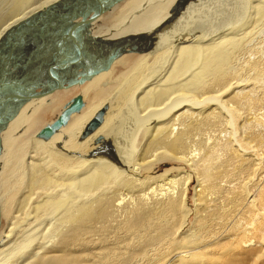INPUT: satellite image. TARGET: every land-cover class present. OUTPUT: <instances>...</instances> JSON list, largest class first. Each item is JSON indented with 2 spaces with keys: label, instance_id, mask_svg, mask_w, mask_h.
Returning a JSON list of instances; mask_svg holds the SVG:
<instances>
[{
  "label": "bare ground",
  "instance_id": "obj_1",
  "mask_svg": "<svg viewBox=\"0 0 264 264\" xmlns=\"http://www.w3.org/2000/svg\"><path fill=\"white\" fill-rule=\"evenodd\" d=\"M33 1L0 0V43L26 18L60 0H42L37 9L29 10ZM198 1L184 4L188 10L182 9L169 28L164 24L178 2L151 9H167L158 24L151 26L154 18L148 14L127 29L138 34L165 27L154 48L135 53L157 55L160 60L143 74L114 117L106 118L103 111L100 124L85 134L95 111L104 107V98L73 113L47 140L32 136L23 143L29 136L25 131L3 145L0 139V207L7 221L0 232V264H254L259 260L264 253L260 248L264 231L259 227L264 222L263 171L252 151L236 147L221 133L234 136L235 123L245 122V112L264 103L258 94L264 84V56L253 53L251 45L254 33L264 30V0H242L240 17L231 13L226 18V12V20H220L226 24L210 19L208 25L190 28L195 23L189 21L194 17L192 6L195 9ZM133 3L122 0L107 21ZM99 18L90 24L87 37L102 42L108 38L104 32L100 37L91 34ZM249 53L256 55L250 58ZM151 59L147 57L145 63ZM34 73L40 75L35 68ZM94 85L93 81L87 92H95ZM57 92L24 102L2 131L19 122L17 114L25 104ZM111 138L113 147L102 150ZM167 160L176 168L156 176L155 166ZM243 171L249 180L238 184ZM190 189L193 207L186 206Z\"/></svg>",
  "mask_w": 264,
  "mask_h": 264
},
{
  "label": "water",
  "instance_id": "obj_2",
  "mask_svg": "<svg viewBox=\"0 0 264 264\" xmlns=\"http://www.w3.org/2000/svg\"><path fill=\"white\" fill-rule=\"evenodd\" d=\"M121 1L60 0L26 18L5 37L0 43V131L24 102L82 85L100 72L108 70L116 58L154 48L165 29L162 25L147 32L126 35L110 43L89 39L91 43L86 45L84 39L89 34L90 24L112 11ZM188 2L190 0H181L177 4L170 20L164 24L166 28L172 25ZM31 36L34 37L33 41L29 39ZM31 45L32 49L26 48ZM92 45L95 49H89ZM19 54L25 56L19 57ZM16 56L19 58L15 60ZM19 60L22 65L17 64ZM37 60L41 70L32 67L40 74L35 76L34 69L26 67L35 64ZM83 105L82 95L72 97L51 122L37 131L36 137L49 139L66 125L73 113L80 112ZM102 115L103 108L94 113L85 134L100 124ZM100 139V136L96 138L97 141ZM93 155L94 151H90L89 156Z\"/></svg>",
  "mask_w": 264,
  "mask_h": 264
},
{
  "label": "rangeland",
  "instance_id": "obj_3",
  "mask_svg": "<svg viewBox=\"0 0 264 264\" xmlns=\"http://www.w3.org/2000/svg\"><path fill=\"white\" fill-rule=\"evenodd\" d=\"M35 1H37V2H35ZM35 1H33V3H32L33 5L30 6L29 10L37 9L38 5L40 4V2L42 0H35ZM124 1H135V3L128 6L126 9L124 8L121 11L120 15L116 19H112L111 21H107L108 15L110 13H112L116 9V7L112 11L105 13L102 17H100L101 19L99 18L100 20L92 26V28H91L92 36L97 35L98 37H100L101 33L104 32V35L106 37H108L107 39L104 38L105 40L102 41V42H105V41L111 40L112 37L121 38L122 36L124 37L127 34L131 35L130 33H134L137 31L129 32V31H127V29L131 25L136 23V21H138L139 19L146 17L148 14H150L151 16L153 15L152 18H154V20H153L152 25H151V26H153V25L158 24L161 21L163 15L167 13V9L164 11L156 10L155 12H151V9L153 7H155L156 5L161 4V3H169V4H172V6H174L176 2L179 3L178 0H124ZM204 1L206 3L208 0H204ZM209 1H211V3H212V4H210L211 5V11H207L208 12L207 15L194 16L195 18L191 17L189 21L195 22L192 24L191 28H193L195 26L201 27V25H203V24L208 25L210 23V22H208V21H210V19H213V20L215 19L214 20L215 22L222 23L223 21L220 22V20L224 19L227 13L229 15L227 14L226 18H229L231 16V13L234 14L235 19H238L240 17V14L242 11V9L240 11V8L242 7V4H241L242 0H239V1L238 0H209ZM214 1H215V3H214ZM143 6H145L144 11L139 16L132 18L127 27L120 30V27L125 25L128 18L133 13L140 10ZM172 6H171V8H172ZM229 9H231L233 11H231V10L228 11ZM236 13L238 16L236 15ZM221 16H222V18H221ZM217 17H218V19H217ZM224 20H226V19H224ZM180 21H182V20H179V22ZM234 21H236V20H234ZM215 22H213V23H215ZM224 24H226V23H224ZM33 38H34L33 36L29 37L30 41H33L32 40ZM86 38L84 39V42L86 43V45L87 44L89 45V43H91V41L88 38L87 39ZM251 38H252L251 39V45L253 47V50L254 49L256 50V51L254 50L252 52L256 53V54L260 53L262 56H264V48H262V47H264V30H262L261 32L259 31L257 34L254 33L253 37H251ZM73 47L74 46L72 44L71 49H73ZM169 47H171V46H169ZM168 49H163L162 51H165ZM260 49H261V51L262 50L263 51L259 52ZM256 54L249 53L247 55H249L250 58H253L254 55H256ZM19 55L22 57L25 56L24 54H19ZM147 57H149L151 59L152 55H149V54L137 55L135 53L124 55V56L118 58L116 61H114L110 70L99 75L98 76L99 78L98 77L94 78V79L92 78L89 82H86L82 85L74 86L72 88H69V90H64V91L60 90L56 94H53L50 98L47 97L44 100L37 101L36 103L35 102H29V103L25 104L24 107L22 108V111H19V113L17 114V118H19V122L17 120L12 122L13 126H11V128H9L8 130H6L4 132L2 131L0 133V139H1L2 145L6 141H8V143H9L10 141L17 139V137L19 138L22 134H24V131L29 136L27 139L23 140V143L28 141V139L30 137L36 136L37 131L44 124L51 122L59 114L63 105L66 102H68L72 97H74L78 94L82 95L83 101H84V105H83L81 111L89 109L91 106L100 103V101L105 98V99H107L105 101V105L103 107L105 117L106 118L114 117L117 114L119 108L121 106H123L124 103L129 101L130 97L132 96V92L136 88V85L138 84V82H140L144 78L143 74H147L149 72V69L151 67H153L156 64V62H158L160 60V58H159L160 56L158 57L157 55L156 56L153 55L152 59L150 60V63L149 62L145 63L144 59H146ZM38 62L39 61H37L33 65H30L29 67L30 68L38 67V65H37ZM17 64L22 65V61H20V62L18 61ZM140 66H142V67H140ZM141 73H142V75H141ZM19 75H21V74H19ZM93 81L95 82V85L92 88H94V91L96 93L92 92V91L87 92V89L90 87V85H91V83H93ZM114 94H115V96H114ZM130 94H131V96H130ZM258 94H259V97L264 99V84L260 86V90H259ZM41 102H43L44 104ZM107 105H109V107H107ZM256 105H254L253 108H251L250 110L245 112V114L247 116L245 122L240 121V122L235 123L236 126H234V136H231V134H227L225 132H222L221 135L223 136V138L229 137V138L233 139L234 145L235 146L237 145L236 147L247 148V151L248 150L252 151L255 154L253 156V158L256 159L255 162L259 165V167L263 171L262 175L264 177V103H260V104H256ZM38 109H41V111H38ZM99 109H101V108H99ZM109 110H111V111H109ZM20 115L23 117V118L21 117L22 120L20 118ZM25 116H27V117H25ZM20 120L24 121L25 125L24 124L21 125ZM32 120H35V121H32ZM119 130H120V128L118 129V132H119ZM110 141L111 142H108L107 144L102 146V150L103 149L108 150L107 147H113L114 138H111ZM76 145L79 146L78 143H76ZM14 150H16V148L13 149L12 151H14ZM5 155H6V151H4V156ZM114 155H118L116 150H115ZM175 168L176 167L172 162H170L168 160L163 161V162L158 163L155 166V174H156V176H158V175H160L166 171H169L170 169H175ZM246 175H248V174L245 171H243V173L240 175V178L237 181L238 184L246 182V180L248 178V176H246ZM248 180H249V178H248ZM254 180L255 181H252L251 184L249 185V188H252L254 186V184H252V183H256V178ZM128 196L129 195H127V198H128ZM193 205H194L193 191H192V189H190V191L187 193V197H186V206L193 207ZM2 214L3 213L1 212V207H0V232L5 230L6 229L5 227H7L6 218H4L5 216ZM189 220L191 222L192 217H190ZM260 224L264 225V222H261ZM261 225L259 227L261 228V231L263 232L264 226L262 227ZM262 235H264V232L262 233ZM263 242H264V240L262 241V245L260 246V248H264ZM258 245H260V243H257V245H256L257 248L259 249ZM254 264H264V253L259 258V260H257V262H255Z\"/></svg>",
  "mask_w": 264,
  "mask_h": 264
},
{
  "label": "flooded vegetation",
  "instance_id": "obj_4",
  "mask_svg": "<svg viewBox=\"0 0 264 264\" xmlns=\"http://www.w3.org/2000/svg\"><path fill=\"white\" fill-rule=\"evenodd\" d=\"M209 1V0H208ZM199 3V4H198ZM214 3H215V1H214ZM203 4V5H202ZM210 4H212L211 3V1H209L208 3L206 2L205 3V1L204 0H200V2L198 1L197 2V4L195 5V9H194V6H192V9H193V11H194V16H201V15H207V9H208V11H211V5ZM200 7V8H199ZM204 8V9H203ZM205 8H207V9H205ZM210 9V10H209ZM188 10V8L187 9H185V11H187ZM198 11V12H197ZM234 15V14H233Z\"/></svg>",
  "mask_w": 264,
  "mask_h": 264
}]
</instances>
